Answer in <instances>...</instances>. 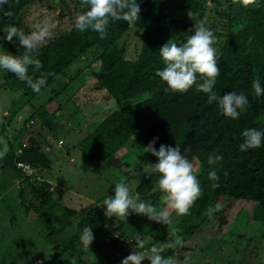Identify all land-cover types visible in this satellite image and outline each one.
Returning <instances> with one entry per match:
<instances>
[{
    "label": "trees",
    "instance_id": "trees-1",
    "mask_svg": "<svg viewBox=\"0 0 264 264\" xmlns=\"http://www.w3.org/2000/svg\"><path fill=\"white\" fill-rule=\"evenodd\" d=\"M44 1L47 7L58 8L56 19L70 15L73 23L68 31L55 35L39 49L36 58L42 62L40 72L53 73L47 77V84L41 91L53 83L58 75H64L65 70L80 57L91 52V61L96 65H87L88 68L83 70L86 81L94 78L93 86L105 90L114 101L112 110L75 122L77 128H88L85 123L94 120L93 124H89L93 129L80 140L78 148L98 178L114 181L107 194H114L118 181L127 183L128 179L135 177L134 185H129L133 193L161 207L158 201L161 193L153 190L158 175L146 171L148 164H155L157 159L143 152V148L154 138H158L154 144L156 149L161 144L178 146L197 169L202 196L195 201L188 215L178 216L179 219L173 223L178 229L177 233L173 234L168 226L161 223L148 224L145 233L151 238V243H174L175 236L179 235L183 240L182 245H186L189 239L200 234V229L213 225L215 229H223L228 218L223 215L230 204L237 200L250 202V220L263 222L264 144L245 152L240 151L239 145L243 142L241 133L244 129L254 127L264 130L260 124L264 117V95L256 97L251 88L257 77L264 85V0H137L140 12L136 23L110 22L105 39H100L99 34L92 30L80 32L76 29V16L87 10L81 7L80 0H57L56 4L52 0H10V8H0V32L14 22L16 27L27 33L28 28L22 23L23 13L30 5ZM70 3L73 5L72 13ZM6 11H11L12 15H5ZM184 12L190 13L189 20L195 26L204 22L217 38V43L213 45L218 49L220 69L214 89L217 94L223 96L231 91H242L247 95L250 107L241 113L239 119L223 116L216 103L209 104L207 94L197 91L195 87L185 93L165 92L166 84L155 75L158 69L164 67L159 55L160 47L169 39L181 44L188 36L191 26L185 23ZM129 32L141 34L135 59L125 58L120 43V39ZM183 35L186 37L183 38ZM0 44V49L10 54L20 56L24 52L22 47L8 46L1 37ZM40 72L34 73L29 68V75L34 78ZM3 76V88L20 91L26 102L39 94L14 74L4 71ZM74 77L72 75L68 79ZM66 82L62 88L69 80ZM58 94L51 91L46 102H51ZM44 105L23 119L19 127L15 123L7 129L12 116L16 115L13 111L0 116V146L3 139L6 143L4 153L0 155V192L5 193L11 188L13 205H18L16 214L24 216L33 213L35 220L43 225L45 243L52 246L50 257H44L40 264H70L73 257L76 264H120L121 261L114 260L109 253L122 241L125 226L135 222L137 218L134 216L141 215L130 212L126 221L116 217L107 218L103 209L92 208L99 203L96 202L88 206L87 212L83 209L73 220L76 212L57 203L55 193L49 190L46 182L36 184L37 179L28 177L30 172L49 170L50 161L40 146L42 139L39 138L40 133L37 134V128L46 127L53 134L58 122L54 118L55 113H48ZM30 127H34L36 136L23 140L31 135ZM70 148H65L64 153ZM213 153L221 155L223 159L210 166L207 158ZM130 154L131 164L125 162ZM18 164L26 166L28 172H22ZM213 170L219 177L216 181L208 178V173ZM4 171L8 176L10 172L12 178L7 177ZM15 180L19 184H15ZM214 183L219 186L213 188ZM25 199L29 200L28 204H25ZM245 202L244 205L249 204ZM210 206L217 209L211 216L206 214ZM173 213L171 217L176 215L172 216ZM88 224L92 226L94 235L101 231L100 248L105 249L103 254L96 252L90 255L89 252L94 249L91 246L89 250L82 247L79 235ZM71 226L75 230L64 236ZM113 232H119V237L112 239ZM126 238L130 240V237ZM130 246L133 247L132 242ZM126 248L123 247L125 256L129 255ZM177 248L181 246H169L161 254L169 257ZM96 255L98 258L93 259ZM122 255L121 258H125ZM144 264H149V261H144Z\"/></svg>",
    "mask_w": 264,
    "mask_h": 264
},
{
    "label": "rangeland",
    "instance_id": "rangeland-1",
    "mask_svg": "<svg viewBox=\"0 0 264 264\" xmlns=\"http://www.w3.org/2000/svg\"><path fill=\"white\" fill-rule=\"evenodd\" d=\"M52 1L55 4L57 2V0ZM69 9L70 13H72L73 5L71 3ZM58 11V8L54 6L47 7L45 1L42 4L34 3L23 13L22 23L30 32L33 30L35 22L44 16H51L58 21L54 29L55 36L61 32L68 31L73 23L70 15H66L60 20L56 19ZM207 13V15H210L209 12ZM71 16L73 15L71 14ZM190 17V13L184 12L185 23L192 28L195 25L190 22ZM9 25H15V23L12 22ZM9 25L5 26L3 31L0 32L1 38ZM139 35L141 34L129 32L120 39V43L124 48L125 58L135 59L137 57L141 44V36ZM188 35H190L189 32ZM185 37L183 35V38ZM4 42L8 46H13V48L20 47L15 38L13 43L5 40ZM92 58V53L87 52L76 63L69 66L65 70L64 75H58L53 83L28 102L21 96L20 91H9L3 88L4 70L0 69V116L12 111L16 113L14 117L12 116L13 119L11 118V124L7 129L12 128L15 123L19 127L23 119L27 118L43 104H45L44 108L48 113H55L54 118L58 123L53 129V134L48 132L46 127L40 126V129L37 128V134L40 133L39 138L42 139L40 146L44 148L43 152L50 161L49 170L30 172L31 175L28 177L37 179L38 182L36 184L42 181L46 182L49 190L55 193L54 197H57L54 200L66 208L74 210L76 212L74 216L79 215L83 209H86L87 212L88 206L96 204V202L99 203L93 205L92 208L105 211V206L102 205L103 200L106 195L110 196L107 192L110 185L112 186L114 183V181L107 182L98 178L96 173L90 169V165L84 160L78 148L80 140L93 129L92 126L89 127V124H93L94 120L91 119V122L85 123L88 128H84V126L77 128L75 122L87 117H97L112 110L114 105V101L106 94L105 90L97 89L93 86L95 84L94 78L90 79L89 82L86 81L87 76L83 70L88 68L86 67L87 65H96V63L94 64L91 61ZM72 75H75V77L68 79ZM67 80H69V83L62 88L63 83H67ZM51 91L59 94L58 96L55 95V99L51 102H46ZM260 124L264 127V117ZM39 130L41 131L38 132ZM29 133L31 135L24 137L23 140L30 136H36L34 127L29 128ZM70 146L73 147L70 148ZM4 148H6V143L3 139L2 146H0V155L4 153ZM65 148H70L66 154L64 153ZM130 159H132V154L125 158V162L131 164ZM132 165L136 167L135 164ZM4 173L7 174V171H4ZM8 173L10 175L8 176L7 174V177L12 178V174ZM121 176H124V174H121ZM136 179L135 177L128 179L127 184L133 186ZM14 183L19 184L17 180ZM62 191L63 193H61ZM2 192H0V264H40L44 257H50L52 246L45 243L43 225L35 220L33 213H27L24 216L16 214L18 205L17 203L13 205L12 201L14 199L12 200L10 197L12 194L11 188L5 193ZM60 193L61 196L59 197ZM27 200L25 199V204H28L29 200ZM158 201L160 202V199ZM244 202L243 200H237L230 204L229 209L225 212L226 214L223 215L228 217L223 229L213 228L215 225L200 229V234H196L189 239L188 244L173 250L171 257H175L181 262L187 261V264H264V221L255 222L250 220V215H248L250 202H245V204L249 203L247 205H244ZM174 214L175 212L172 216ZM74 216H72L73 220L78 218V216ZM133 218L137 219L134 223L125 226L122 241L118 246L111 249L109 253L114 260L119 259L121 261L122 254V257H126L124 255V246H127L128 254L136 247L133 241L136 232L144 237H149L145 233L148 229V224H157V222L150 221L143 215L134 216ZM171 218L173 223L179 219L177 215ZM74 230V226H71L64 233V236L70 235ZM206 230L208 232L203 234L202 232ZM119 235V232H113L111 238L115 239ZM102 237L101 231L98 230L90 245L94 249L93 252H89L90 255L96 252L104 253L105 249L103 247L100 248ZM126 237H130V240ZM131 242L133 247L130 246ZM152 244L154 243L150 241L149 246ZM160 244L161 242H157L155 245ZM165 245H167L165 248L169 246L172 248L173 243L170 242ZM97 258L98 256L93 259ZM85 259L88 260L87 257ZM142 264H144V261Z\"/></svg>",
    "mask_w": 264,
    "mask_h": 264
},
{
    "label": "clouds",
    "instance_id": "clouds-1",
    "mask_svg": "<svg viewBox=\"0 0 264 264\" xmlns=\"http://www.w3.org/2000/svg\"><path fill=\"white\" fill-rule=\"evenodd\" d=\"M81 7L86 11L81 12L75 18V27L80 32L92 30L99 34L100 39L107 37V30L110 22L124 21L134 25L139 19L140 7L137 0H80ZM11 7L10 0H0V8ZM11 16V11L4 13ZM58 21L51 16H44L33 25V30L25 32L15 25L6 28L2 39L13 43L14 38L19 46L24 49L20 56L0 50V69L14 74L20 81L24 82L35 93H40L47 84V77L53 75L49 72H40L42 62L36 58L39 49L54 37V29ZM190 35L186 40L177 44L169 39L159 49V55L164 62V67L158 69L155 75L166 84L165 92L185 93L195 87L197 91L207 94L208 103H216L221 114L232 120L239 119L241 113L249 107V100L244 92H228L223 96L218 95L215 89L217 77L220 75L218 67V49L214 47L217 38L214 33L201 22L198 26L188 30ZM33 72H40L38 77L29 75V68ZM252 91L256 97L264 95V85L259 77L253 80ZM6 115V114H5ZM243 142L239 145L242 152L250 149H257L264 144V130L259 128H246L241 133ZM154 138L143 152L155 156L157 162L148 164L146 171L155 173L158 178L155 182L154 191H159L160 205L146 202L138 194H134L131 187L123 180L118 181L114 186V195H106L103 200L105 206L104 215L107 218L116 217L126 221L128 215L146 216L149 220L161 223L170 228L173 234L178 229L173 226L171 213L177 216L188 215L191 207L197 199L202 196V188L197 178V169L189 158L181 153L178 146L172 147L161 144L158 149L154 147ZM223 157L215 153L207 158L208 165H215ZM210 180L216 181L219 177L216 171L208 173ZM213 184L212 187H218ZM217 209L209 207L206 214L211 216ZM150 237H144L137 233L133 237L135 248L123 258L120 264H142L149 261V264H187L175 257H165L161 253L167 246L152 244L149 246ZM83 248L88 249L94 240L93 229L90 224L85 225L79 235ZM183 240L179 235L175 236L173 246H182ZM70 264H76V259H70Z\"/></svg>",
    "mask_w": 264,
    "mask_h": 264
},
{
    "label": "built area",
    "instance_id": "built-area-1",
    "mask_svg": "<svg viewBox=\"0 0 264 264\" xmlns=\"http://www.w3.org/2000/svg\"><path fill=\"white\" fill-rule=\"evenodd\" d=\"M17 166H18L19 168H21L22 171H24L25 174L28 172V169H27L26 166H23V165H20V164H18Z\"/></svg>",
    "mask_w": 264,
    "mask_h": 264
},
{
    "label": "crops",
    "instance_id": "crops-1",
    "mask_svg": "<svg viewBox=\"0 0 264 264\" xmlns=\"http://www.w3.org/2000/svg\"><path fill=\"white\" fill-rule=\"evenodd\" d=\"M8 197V196H7Z\"/></svg>",
    "mask_w": 264,
    "mask_h": 264
}]
</instances>
